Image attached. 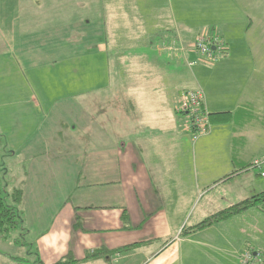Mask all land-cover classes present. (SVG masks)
Here are the masks:
<instances>
[{"label": "crops", "instance_id": "1", "mask_svg": "<svg viewBox=\"0 0 264 264\" xmlns=\"http://www.w3.org/2000/svg\"><path fill=\"white\" fill-rule=\"evenodd\" d=\"M113 2L116 5L110 7ZM49 31L52 43H56L53 52L61 61L82 59V53H92L94 45L103 52L110 39L114 45L132 48L149 46L152 38L159 36L165 41L162 48L157 47L159 56L167 53L170 60L182 61L193 78L190 80L187 76L188 70H178L176 66L171 76L174 78L172 85H157L154 81V87H149V91L165 94L153 99L167 106L168 119L171 121L174 115L180 114L182 118L175 122L186 126V118L178 109L180 94L189 89L202 92L208 114L229 111L233 118L227 125L211 126L207 134L192 141L200 160L195 165L185 160L188 154L183 148L187 146L181 148L179 144V148L174 149L173 138L168 139L167 144L163 141L167 131L175 130V137H182L177 125L173 128L169 123L170 128L162 129V124L167 127V120L159 119L154 123L145 120L143 125H156L157 128L149 129L150 132L143 128L135 132L132 139L130 133L118 135L117 145L122 143L123 152L127 145L134 148L132 162L116 168L128 175L126 184H122L120 178L102 184L117 187V197L114 203L101 207L103 213L96 216L95 224L101 229L88 223L84 214L91 205L68 208L59 200L27 199L24 191L20 211L24 224L33 217L34 211L43 212L49 210L46 204H57L64 213L62 228L66 227L67 232L73 230L75 237L84 238L78 245L85 247L76 255H72L73 242L67 238L64 241L68 245L66 251L57 245L46 253L49 261L38 258L44 264L67 258L70 264H238L244 251H252L262 259L258 264H264V213L256 208L183 234L184 229L205 217L264 191V180L257 172L242 170L254 158L264 155V0H0V101L4 102L5 109L12 107L13 93L11 79L6 83L10 74L5 66L7 60L10 61L14 49L23 52L25 47L39 43L40 52L32 58L43 60L45 35ZM200 35L220 37L224 41L223 54L212 64L202 62L192 51L191 46ZM189 62L194 64L189 65ZM115 73L113 70L111 76H117ZM151 74L141 71L136 77H151ZM116 82L113 80L110 84ZM144 82H136L135 86L141 87ZM29 88L30 93L43 94L38 86ZM107 88L108 79L100 91ZM31 100L37 107H23L24 115L45 117L44 99L37 102L36 96H32ZM56 101L49 103V107L55 106ZM102 103L111 105L107 101ZM68 108L73 109L72 115H75L74 111L81 110L82 106L72 102ZM73 128L76 130V123ZM183 134L187 135L185 131ZM41 137L40 147L38 142L28 145L27 140L22 147L11 139L7 153L12 157L21 150L19 153L25 158L43 156V133ZM76 139L81 141L78 136ZM160 141L161 150L155 146ZM90 150H85L86 156L91 155ZM144 183H149L152 192ZM109 198L112 199V195ZM129 204L133 205V210ZM86 224L92 228H87ZM50 226L48 229L53 232L54 225ZM103 230L156 235L138 242L127 241L129 234L118 235L111 243L108 238L93 242L92 237ZM134 243L137 244L128 250L116 251ZM95 250L107 254L88 259V254Z\"/></svg>", "mask_w": 264, "mask_h": 264}, {"label": "rangeland", "instance_id": "2", "mask_svg": "<svg viewBox=\"0 0 264 264\" xmlns=\"http://www.w3.org/2000/svg\"><path fill=\"white\" fill-rule=\"evenodd\" d=\"M115 5L116 2H113L110 7ZM49 33L50 31L45 35L43 60L32 58L40 52L38 49L41 44L39 43L25 47L23 52L14 49L10 61L7 60L5 65L6 70L10 72L6 83L8 84V79H11L13 93L10 109L8 107L5 109L4 102L0 101V186L6 203L13 205L18 211H21L23 202L13 201L11 194L16 189L23 191L22 199L25 191L27 199L32 197L38 200H59L61 204L66 203L68 208L72 205H91L92 208L84 210V214L88 218V223H92L91 225L96 226V229H101L94 220L96 216L103 213L101 207L114 203L117 197V187L109 188L102 184L119 178L122 184H126L128 175L116 168L119 165L123 168L128 161L132 162L134 148L127 145L123 152L122 143L117 145L118 135L130 133L129 137L132 139L134 133L143 128H147L148 132H150L149 129L157 128L156 125H143L145 120L151 123L159 119L163 122L167 120V127L166 124H162V129H167L169 123L173 128L177 125V130L183 138L177 139L175 130L169 133L167 131V135L163 138L165 144L168 143V139L173 138L172 148H179L177 147L179 144L181 148L187 146L183 149L187 150L188 155L185 160L189 165H195L196 161L200 163L195 152V145L192 143L193 139L187 129V120L186 126L175 122L182 118L179 114L174 115L170 121L167 106L159 103L158 99L156 102L153 99L165 94L149 91V87H154V81L157 85H172L171 81L174 78L171 76L176 66L179 67L178 70L188 69L182 61L170 60L166 56L167 53L159 56L157 47L162 48L165 42L159 36H154L149 46L143 44L132 48L114 45L110 39L103 52L94 45L92 53H82V59L61 61L53 52V46H56V43H52V36L48 35ZM106 49L108 54L104 52ZM197 57L208 64L216 61H208L198 55ZM34 70H37L35 75H33ZM113 70L117 76H111ZM141 71L152 72L151 77H136ZM187 76L193 80L189 70ZM107 79L108 88L100 91ZM113 80L118 82L111 85ZM143 80L146 83L144 82L141 87L135 86L136 82ZM33 86L34 88L38 86L39 92L42 88L43 94L35 93V91L34 94L30 93L29 87ZM32 96H36L37 102L41 98L44 99L45 117L24 115L23 107L24 109L37 107L31 100ZM55 101L56 105L49 107V103L53 104ZM102 101H107L111 105H104ZM72 102H76L79 107L82 106L81 110L78 108L74 111L75 115H72L73 109L68 108ZM164 112L167 115H164ZM26 122L29 124H25ZM73 123H76V130L73 128ZM84 123L87 124L84 125ZM184 131L187 134L185 136H183ZM41 133L44 138L43 156L25 158L19 153L21 150H17L18 153L12 157L7 153L11 139L22 147L26 140L28 145L38 142L40 147ZM77 136L81 141L76 139ZM155 146L161 150L163 144L160 141ZM88 149H91L92 153L86 156L85 150ZM129 171L133 173V170ZM91 183L96 185L91 186ZM147 185L148 190L152 192L149 183ZM76 186L80 189H75ZM109 195L113 198L110 199ZM129 205L130 210H133V205ZM46 207V211H34L33 217L25 224L20 222L18 228L6 239L0 237V264H34L38 256L45 262L49 261L50 257L47 259L46 253L57 245L63 252L68 249V245L64 243L67 238L73 242L72 255H76L85 247L78 245V241L84 242V238L75 237L73 230L67 232L66 227L65 230L62 228L64 213L61 211V206L46 204ZM194 208L195 204L192 205V209ZM189 217L190 215L187 219ZM50 224L54 225L53 232L48 229L51 227ZM91 225L85 226L91 229ZM126 234H129L127 241L133 242L147 240L156 235L151 232L126 233L103 230L99 235L92 237V241L97 242L100 238H108V243H111L112 238H117L118 235L124 237ZM53 259L55 261L57 256Z\"/></svg>", "mask_w": 264, "mask_h": 264}, {"label": "trees", "instance_id": "3", "mask_svg": "<svg viewBox=\"0 0 264 264\" xmlns=\"http://www.w3.org/2000/svg\"><path fill=\"white\" fill-rule=\"evenodd\" d=\"M232 118H233V114L229 111L214 112L208 114V119L211 126L227 125L232 121ZM249 165L250 163L242 170H251L249 169ZM11 195L14 202L21 203L22 195H23L22 190L16 189L12 192ZM251 208H256L262 213H264V191L256 193L250 197H247L241 201H238L237 203H234L226 208H223L205 217L203 220L196 223L195 225L189 226L186 229H184L183 234L188 235L192 232L210 227L216 223L229 219L235 215H239ZM20 216H21L20 211H18L13 205H8L6 203L2 188L0 186V237L1 238L6 239L11 232L15 231L18 228L19 223L22 222ZM136 244L137 243L125 245L123 247L118 248L116 251L128 250L129 248L134 247L133 245ZM106 254L107 253H105V251L103 252V251L95 250L92 253L88 254L87 258L88 259L96 258L101 255L105 256ZM70 263L71 260L67 258L64 260H59L53 264H70ZM16 264H20V263H16ZM34 264H44V263L37 257Z\"/></svg>", "mask_w": 264, "mask_h": 264}, {"label": "built area", "instance_id": "4", "mask_svg": "<svg viewBox=\"0 0 264 264\" xmlns=\"http://www.w3.org/2000/svg\"><path fill=\"white\" fill-rule=\"evenodd\" d=\"M224 41L220 37L208 38L206 35L198 36L193 42L192 51L208 61L215 60L223 54ZM189 65L192 63L189 62ZM179 112L187 120V129L191 138L196 140L209 131L210 123L208 113L203 105V94L200 90H184L180 94ZM249 169L255 170L258 176L264 180V155L254 158L249 165ZM258 253L244 251L238 264H258L261 261Z\"/></svg>", "mask_w": 264, "mask_h": 264}]
</instances>
